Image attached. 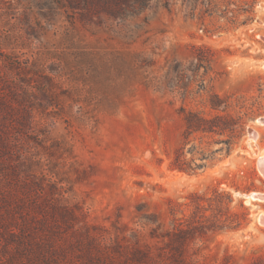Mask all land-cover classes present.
I'll list each match as a JSON object with an SVG mask.
<instances>
[{"label": "rangeland", "instance_id": "obj_1", "mask_svg": "<svg viewBox=\"0 0 264 264\" xmlns=\"http://www.w3.org/2000/svg\"><path fill=\"white\" fill-rule=\"evenodd\" d=\"M264 0H0V264H264Z\"/></svg>", "mask_w": 264, "mask_h": 264}, {"label": "bare ground", "instance_id": "obj_2", "mask_svg": "<svg viewBox=\"0 0 264 264\" xmlns=\"http://www.w3.org/2000/svg\"><path fill=\"white\" fill-rule=\"evenodd\" d=\"M263 168H264V164H263ZM251 197L264 198V195L263 196H260V195H257V194H253V195H251Z\"/></svg>", "mask_w": 264, "mask_h": 264}, {"label": "trees", "instance_id": "obj_3", "mask_svg": "<svg viewBox=\"0 0 264 264\" xmlns=\"http://www.w3.org/2000/svg\"><path fill=\"white\" fill-rule=\"evenodd\" d=\"M61 264H74V263H61Z\"/></svg>", "mask_w": 264, "mask_h": 264}]
</instances>
